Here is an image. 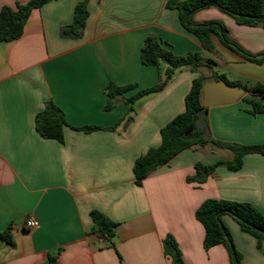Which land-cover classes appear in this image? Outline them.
Wrapping results in <instances>:
<instances>
[{
  "label": "crops",
  "instance_id": "1",
  "mask_svg": "<svg viewBox=\"0 0 264 264\" xmlns=\"http://www.w3.org/2000/svg\"><path fill=\"white\" fill-rule=\"evenodd\" d=\"M28 0H0L3 7ZM83 0H54L36 9L23 36L0 42V264H171L163 241L176 240L185 264H232L229 250L204 248L205 229L196 211L206 200L248 203L264 216V156L248 155L241 170L219 167L203 184L189 182L196 165L231 161L234 154L208 142L195 144L136 184L135 161L161 144V130L185 111L193 81L225 77L245 90L264 86V62L257 64L212 41L217 54L180 23L170 0H89L83 37L67 38ZM194 22H218L249 55H264V29L239 25L216 7L194 15ZM159 38L178 56L201 55L198 73L178 69L159 93L131 104L121 100L110 111L106 86H133L121 99L155 87L168 68L145 66L141 51L148 36ZM208 62H212L207 66ZM242 97V98H243ZM207 108L200 117L204 137L240 145H264V114L252 115L243 99ZM53 101L68 123L64 143L42 138L35 117ZM85 127L100 130L83 132ZM117 223L114 247L92 233L91 212ZM33 218L38 227L29 230ZM244 264H264V245L243 232L230 216L222 218Z\"/></svg>",
  "mask_w": 264,
  "mask_h": 264
},
{
  "label": "trees",
  "instance_id": "2",
  "mask_svg": "<svg viewBox=\"0 0 264 264\" xmlns=\"http://www.w3.org/2000/svg\"><path fill=\"white\" fill-rule=\"evenodd\" d=\"M52 1L54 0H28L25 4L18 3L14 7H3L0 12V42L20 39L31 13ZM88 3L89 0H83L77 4L72 24L61 29L63 37L74 39L83 37L90 16ZM166 7L178 11L183 28L194 35L208 52L217 54L212 41V35H217L224 45L242 55L246 60L257 64L264 62V58H253L237 43L230 40L226 28L221 23L197 24L194 22L196 13L216 7L233 17L239 25L264 29V0H170ZM141 61L145 66L159 68L162 64H166L168 68L161 74L159 83L155 87L140 90L127 100L121 98L133 86L119 87L112 82L108 83L106 86L108 102L105 110H112L121 100L133 104L144 97L161 92L171 82L178 69L189 67L193 72L198 73L205 66L200 54L189 53L178 56L154 35L146 38L141 51ZM211 64L212 62H208L207 66ZM208 80L200 76L193 81L192 88L185 99V111L161 130L160 146L150 148L135 161L133 172L137 185H142L152 172L168 164L174 157L195 144L203 145L211 142L213 146L229 150L234 154L231 161L221 160L210 166L197 164L195 176L188 178V181L199 184L205 183L219 167H226L230 171L237 172L242 169L248 155L264 156V145L246 146L217 140L209 141L204 137L198 122L200 117L208 111L202 105L203 86ZM217 80H225V77L218 76ZM226 82L235 86L227 80ZM246 90L250 92V96L242 99L252 106L249 113L254 116L264 114V86L256 84L247 87ZM68 126L63 111L53 101L48 102L44 110L35 117L36 131L44 139L64 143V129ZM79 130L92 132L100 128L85 127ZM195 215L205 229L204 248L208 251L216 246L224 245L230 252L232 264H241V255L237 252L233 239L222 221L224 216L232 217L243 232L253 236L259 248L264 245V216L251 204L209 199L202 203ZM91 218L94 223L92 233L105 240L110 247H114L117 223L97 210L91 212ZM0 240L10 246L15 244L9 231L1 232ZM163 247L171 264H185L182 252L172 235L165 238ZM50 262L56 264V259L51 258Z\"/></svg>",
  "mask_w": 264,
  "mask_h": 264
},
{
  "label": "water",
  "instance_id": "3",
  "mask_svg": "<svg viewBox=\"0 0 264 264\" xmlns=\"http://www.w3.org/2000/svg\"><path fill=\"white\" fill-rule=\"evenodd\" d=\"M263 59L264 55L253 57ZM245 94L243 88L228 84L225 80L207 81L203 86L202 105L205 108L234 104Z\"/></svg>",
  "mask_w": 264,
  "mask_h": 264
},
{
  "label": "built area",
  "instance_id": "4",
  "mask_svg": "<svg viewBox=\"0 0 264 264\" xmlns=\"http://www.w3.org/2000/svg\"><path fill=\"white\" fill-rule=\"evenodd\" d=\"M25 227L29 230L36 229L38 227V223L33 218H30L26 221Z\"/></svg>",
  "mask_w": 264,
  "mask_h": 264
},
{
  "label": "rangeland",
  "instance_id": "5",
  "mask_svg": "<svg viewBox=\"0 0 264 264\" xmlns=\"http://www.w3.org/2000/svg\"><path fill=\"white\" fill-rule=\"evenodd\" d=\"M237 250V249H236ZM237 252L241 255V264H244V263H246L247 261H249L247 258H245V259H243V256H242V253H241V251L239 250H237Z\"/></svg>",
  "mask_w": 264,
  "mask_h": 264
}]
</instances>
